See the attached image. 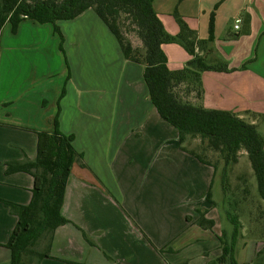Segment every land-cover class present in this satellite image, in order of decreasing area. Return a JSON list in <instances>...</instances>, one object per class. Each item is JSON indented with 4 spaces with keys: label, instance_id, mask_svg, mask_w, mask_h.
<instances>
[{
    "label": "crops",
    "instance_id": "obj_1",
    "mask_svg": "<svg viewBox=\"0 0 264 264\" xmlns=\"http://www.w3.org/2000/svg\"><path fill=\"white\" fill-rule=\"evenodd\" d=\"M224 1L230 0L206 5L203 0H154V10L176 36L180 28L172 17L177 8L204 40L209 36L208 13ZM232 5L241 26L234 25V31L220 26L218 12L214 51L207 59L209 64L226 63L229 71L202 74L200 104L255 124L250 113L264 115V0H233ZM42 25L48 24L25 20L17 34L10 23L0 29V199L31 202L33 176L7 174V164L36 160L38 133L52 131L58 101L60 131L74 136L73 147L83 160L74 163L66 185L62 214L70 223L57 228L51 256L40 264L215 262L222 255L220 239L228 242L231 236L222 227L226 210L213 200L214 169L182 150L177 129L149 99L144 67L124 58L115 36L88 9L58 22L69 69L59 39L63 63L55 73L47 45L52 42L58 56L53 36L58 35L50 24L53 35L42 37ZM182 59L186 65L190 56ZM198 210L214 221L212 229L197 224ZM232 213L239 217L237 208ZM17 222L0 202V264H11L5 245ZM235 257L238 264H264V211L248 227L241 223Z\"/></svg>",
    "mask_w": 264,
    "mask_h": 264
},
{
    "label": "trees",
    "instance_id": "obj_2",
    "mask_svg": "<svg viewBox=\"0 0 264 264\" xmlns=\"http://www.w3.org/2000/svg\"><path fill=\"white\" fill-rule=\"evenodd\" d=\"M88 9H92L115 36L124 58L144 67L143 79L149 99L160 117L177 129L182 150L200 163L211 166L214 177L220 160H223L224 178H227L229 165L238 163L240 153L244 151L264 203V136L260 133V129L264 130V115L250 113L257 121L252 124L234 113L209 110L200 104L204 93L202 74L206 71H229L224 62L209 64L207 61L214 51L215 14L210 19L209 36L202 40L177 9L173 15L180 31L176 36L170 35L154 10V0H0V29L10 23L12 33L17 34L25 20L52 24L69 69L64 50L65 37L58 22L73 20ZM170 43L180 44L190 56L181 70H171L168 66L163 46ZM70 78L69 72L67 80ZM65 93L64 87L60 99ZM57 106L52 131L38 133L36 160L7 164V174L26 172L34 178L32 199L28 205L0 199L18 218L5 245L11 252V264H40L44 258H50L55 231L70 223L62 214L64 195L72 167L76 161L82 162L83 156L73 147L74 136L60 131V101ZM197 139L202 153L188 148V144ZM208 150L218 155L215 163L206 158ZM225 180L224 189L227 186ZM207 200L211 202V187ZM197 212V224L212 229L214 221L206 218L207 212ZM227 218L233 226L231 239L228 242L220 239L222 255L210 264H238L235 245L240 236L241 222L232 212H227ZM85 238L91 243L87 236ZM42 241L44 246L39 250L37 247Z\"/></svg>",
    "mask_w": 264,
    "mask_h": 264
},
{
    "label": "rangeland",
    "instance_id": "obj_3",
    "mask_svg": "<svg viewBox=\"0 0 264 264\" xmlns=\"http://www.w3.org/2000/svg\"><path fill=\"white\" fill-rule=\"evenodd\" d=\"M210 1L212 0H203V3L206 5V3ZM223 3H222L223 6L220 5L215 10L212 9L211 12L208 13L209 14L208 19L210 21L212 14L214 13L215 15H217L219 12L218 24H220V26L229 25L234 31V25H237V23H236V17H234L235 6L232 5L233 0H230L229 2L224 1ZM203 14L204 13H202V17ZM172 18L175 19L174 16ZM206 23L207 22L203 20V29L205 30V32H206ZM238 25L241 26L240 23ZM40 27H41L40 29H41L42 37L45 36L49 38L51 34L53 35L51 30L52 26L50 24L42 25ZM53 36L56 38V40H54L55 41L54 46H55V53L58 56H56L52 52L53 44L52 42H49L47 45L49 48V60L54 72L59 73L61 69V64L63 63V56L62 55L59 56L58 54L59 50L57 48L58 47L57 43L59 42V38L58 36L55 35ZM132 38L134 39L135 43L138 42L135 35H133ZM164 48L168 60L171 64L170 66L171 69L178 70L186 66L184 61H182L184 60L182 58L185 59L189 58V54L180 44L170 43V44H166ZM55 81H60V79L55 77ZM260 133L264 136V130L260 129ZM199 143L200 141L198 139L193 140L190 142V144H188V148L194 149L198 153H202L200 150ZM217 157L218 155L211 150L210 151L208 150L206 153V158L210 160L211 163H215V161L218 159ZM218 166H219V170L218 173L215 175L214 178L215 182L212 189L213 200L220 205L221 209L224 208L226 210L225 211L226 213L233 212V209L237 208L243 227H248L249 223H251V220H253L256 217V215L260 213V211H264V203L262 202L259 196L257 180L254 176V172L252 170L250 161L246 153L242 151L240 153L238 163L234 165H229L226 176L227 178H224L222 174L224 161L220 160ZM223 180H225V183L227 185L226 188L224 189L228 197V200L226 202H223L221 199V196L223 195V187H222V184H224ZM222 221H223L222 227H224L226 231L227 230L230 231V236H231L233 232V226L230 223V221L226 218V215L223 216ZM43 246H44V241H42L39 244L37 249L42 250Z\"/></svg>",
    "mask_w": 264,
    "mask_h": 264
},
{
    "label": "built area",
    "instance_id": "obj_4",
    "mask_svg": "<svg viewBox=\"0 0 264 264\" xmlns=\"http://www.w3.org/2000/svg\"><path fill=\"white\" fill-rule=\"evenodd\" d=\"M236 23H237V25L235 26V28L238 29L239 28L238 24L241 23V19H237Z\"/></svg>",
    "mask_w": 264,
    "mask_h": 264
}]
</instances>
